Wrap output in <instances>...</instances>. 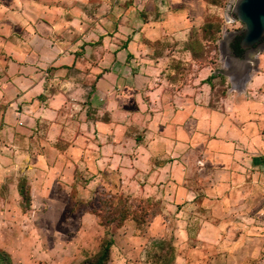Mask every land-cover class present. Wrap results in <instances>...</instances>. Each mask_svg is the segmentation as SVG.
<instances>
[{"label":"crops","instance_id":"obj_1","mask_svg":"<svg viewBox=\"0 0 264 264\" xmlns=\"http://www.w3.org/2000/svg\"><path fill=\"white\" fill-rule=\"evenodd\" d=\"M228 1L0 0V235L12 239L0 249L11 264H51L54 245L30 233L67 225L66 200L83 229L94 214L77 206L102 187L156 207L148 230L170 235L172 264H245L264 249V133L240 98L216 105L217 74L189 49L190 29Z\"/></svg>","mask_w":264,"mask_h":264},{"label":"rangeland","instance_id":"obj_2","mask_svg":"<svg viewBox=\"0 0 264 264\" xmlns=\"http://www.w3.org/2000/svg\"><path fill=\"white\" fill-rule=\"evenodd\" d=\"M226 2H221L218 8L206 11L204 18L199 24L190 29L192 36L189 42V49L197 64L211 66V71L217 74L211 82L209 96L217 103L221 110H228L223 98H240V101L247 103L246 112L256 116L259 130L264 133V50L257 56L255 72L245 82L243 93L234 90L227 92L230 88L229 76L219 71V42L227 32L235 31L242 27L241 23L234 21L223 23V11ZM182 61L177 64L179 80L184 78L185 73ZM239 107L238 105H235ZM244 107V105H242ZM75 178V176H74ZM79 179V177H78ZM83 180V179H82ZM24 188V187H23ZM25 189V188H24ZM66 192L74 193V183L64 188ZM54 191L61 192V187H55ZM96 198L79 202L77 208L84 211H92L94 215H85L83 218V229L77 228L78 216H70L73 213L72 200H66V210L62 219H70L67 225L56 226L57 231L30 233V241L43 242L45 247L54 245L49 252V259L62 260L66 264H96L104 245L111 240L108 257L99 264H172L174 259V246L170 235H163L161 231H149L150 223L154 219L152 214L156 207L148 201L141 200L132 191L131 199L123 198L118 191L107 190L105 187L96 189ZM27 202L22 201V209ZM78 213V210L77 212ZM163 219V218H162ZM161 220V218H160ZM170 227V218L163 219ZM128 223L131 226V240L122 241V226ZM128 229V228H127ZM20 236L22 234H19ZM165 237L164 239L162 238ZM157 237V238H156ZM12 244V239L5 234L0 235V246ZM129 244V250L123 252L122 248ZM116 247V250L114 249ZM46 251V248H43ZM9 256L7 249H0ZM126 258H124L125 256ZM129 255V256H128ZM245 264H264V249L256 256L249 259Z\"/></svg>","mask_w":264,"mask_h":264},{"label":"water","instance_id":"obj_3","mask_svg":"<svg viewBox=\"0 0 264 264\" xmlns=\"http://www.w3.org/2000/svg\"><path fill=\"white\" fill-rule=\"evenodd\" d=\"M238 21L242 27L227 32L219 42V71L229 76L230 88L243 93L264 50V0H229L223 23Z\"/></svg>","mask_w":264,"mask_h":264},{"label":"trees","instance_id":"obj_4","mask_svg":"<svg viewBox=\"0 0 264 264\" xmlns=\"http://www.w3.org/2000/svg\"><path fill=\"white\" fill-rule=\"evenodd\" d=\"M211 77H213V76H211ZM19 191H20V194H21L23 200L25 202H27V200H26L27 195H26V191L23 188V186L20 185ZM110 245H111V240L104 245L102 254L100 255V257L95 262L96 264H99L102 261H105L107 259ZM0 264H11L10 259H9V256H7L6 254H4L3 252H0Z\"/></svg>","mask_w":264,"mask_h":264},{"label":"built area","instance_id":"obj_5","mask_svg":"<svg viewBox=\"0 0 264 264\" xmlns=\"http://www.w3.org/2000/svg\"><path fill=\"white\" fill-rule=\"evenodd\" d=\"M231 22H234V20H233V21H231ZM231 22H226V23H231Z\"/></svg>","mask_w":264,"mask_h":264}]
</instances>
